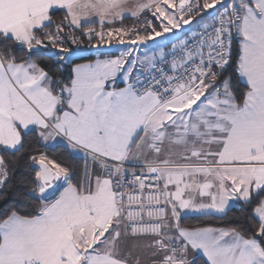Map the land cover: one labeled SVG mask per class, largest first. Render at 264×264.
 <instances>
[{
    "label": "snow or ice",
    "instance_id": "6c2138e0",
    "mask_svg": "<svg viewBox=\"0 0 264 264\" xmlns=\"http://www.w3.org/2000/svg\"><path fill=\"white\" fill-rule=\"evenodd\" d=\"M7 196L25 210L0 213V264H264V0H0ZM234 204L229 226L181 224Z\"/></svg>",
    "mask_w": 264,
    "mask_h": 264
},
{
    "label": "trees",
    "instance_id": "16d2710c",
    "mask_svg": "<svg viewBox=\"0 0 264 264\" xmlns=\"http://www.w3.org/2000/svg\"><path fill=\"white\" fill-rule=\"evenodd\" d=\"M212 14V9H209L208 12L204 15V18L201 19L200 17H197L196 20L193 22L198 23L202 22L203 20H206L209 16ZM135 21L133 19H127L124 21V24L126 26H130ZM115 27H120V22H117ZM107 30V27L106 29ZM111 53V52H108ZM96 51H88L86 53L80 54L77 56L74 60V63L84 62L88 61V59H82L81 56L90 58L91 60L95 58ZM34 147H39L38 145H34ZM40 151L47 152V154L54 158L57 162L63 163V164H69L75 169L82 170L84 166V160L85 158L83 156H79L69 150H66L61 142H54L52 144H49L48 147H39ZM16 177L20 175V170H16L15 173ZM13 206L20 207L21 210L24 209V205H18L15 203V197L14 196H7L5 199H0V213H3V211L7 210L8 208H11ZM240 217V212L238 211L237 206L234 204L232 209L227 213L226 216L221 217L219 214H213V215H205L202 213H189L181 215V224L183 226H189V227H198V226H229L231 223H233L236 218Z\"/></svg>",
    "mask_w": 264,
    "mask_h": 264
},
{
    "label": "crops",
    "instance_id": "0c3cea01",
    "mask_svg": "<svg viewBox=\"0 0 264 264\" xmlns=\"http://www.w3.org/2000/svg\"><path fill=\"white\" fill-rule=\"evenodd\" d=\"M210 20V16L206 19V20H203L202 22H208ZM201 22V21H200ZM98 23V22H97ZM192 23H195V22H192ZM176 30H174L173 32H175ZM183 32V29H179V32L180 33ZM171 32V33H173ZM178 36V35H176ZM172 39H171V35L170 33H166L164 34L163 36L161 37H157L155 40H150L147 42L146 46L145 45H141L140 46V50H139V55H143L144 52L143 50H149V51H158L160 48L164 47L165 45H167V47L170 45ZM90 50H96V56L95 58H93L92 60H95L97 58V55L99 52H104V53H108V52H111L112 55H118L120 51H123L124 50V46L123 45H119L117 43V41L113 40L111 45H108V44H105V45H101V47L99 48V50L97 49H92L90 48ZM103 58V57H101ZM88 61H84V62H79V63H87ZM117 87H123V83L118 79L117 80V84H116ZM53 142H50V144H52ZM74 153V152H73ZM79 156H83V153H75ZM190 213H196V212H190ZM184 214H189V212H182L181 215H184ZM214 227H223V226H214Z\"/></svg>",
    "mask_w": 264,
    "mask_h": 264
},
{
    "label": "rangeland",
    "instance_id": "374dc122",
    "mask_svg": "<svg viewBox=\"0 0 264 264\" xmlns=\"http://www.w3.org/2000/svg\"><path fill=\"white\" fill-rule=\"evenodd\" d=\"M212 13H213V10H212ZM203 23H205V22L191 23L190 25H186L182 28L183 32L180 31V33H178L179 32V29H178L175 32L170 33L171 39H172L171 43L177 42L179 39L186 38L190 34L191 31H194L199 24H203ZM130 26H132V25H130ZM176 35H178V36H176ZM171 43H170V45H171ZM88 51H91L90 48L88 49ZM93 51H96V50H93ZM143 52L145 53V50H143ZM148 52H149V54H151L152 50L151 51L148 50ZM84 53H86V52H84ZM81 54H83V53H81ZM185 212L190 213L192 211H185Z\"/></svg>",
    "mask_w": 264,
    "mask_h": 264
},
{
    "label": "built area",
    "instance_id": "2783aa9c",
    "mask_svg": "<svg viewBox=\"0 0 264 264\" xmlns=\"http://www.w3.org/2000/svg\"><path fill=\"white\" fill-rule=\"evenodd\" d=\"M213 14V13H212ZM211 18V17H210ZM200 25V24H199ZM199 25L196 27V29L195 30H197L198 28H199ZM97 28H99V24L97 23L96 25H95ZM191 43V42H190ZM85 47H87V44H85ZM171 49V45H169L167 48H166V51L167 50H170Z\"/></svg>",
    "mask_w": 264,
    "mask_h": 264
}]
</instances>
